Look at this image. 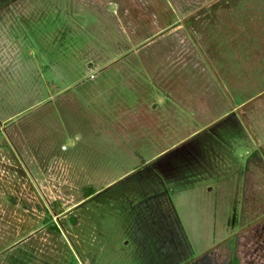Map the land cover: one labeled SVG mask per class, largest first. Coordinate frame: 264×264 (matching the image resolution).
Here are the masks:
<instances>
[{"label":"rangeland","instance_id":"obj_1","mask_svg":"<svg viewBox=\"0 0 264 264\" xmlns=\"http://www.w3.org/2000/svg\"><path fill=\"white\" fill-rule=\"evenodd\" d=\"M0 264H264V0H0Z\"/></svg>","mask_w":264,"mask_h":264}]
</instances>
